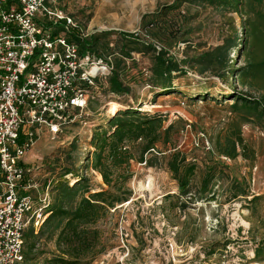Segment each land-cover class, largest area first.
Here are the masks:
<instances>
[{
	"label": "rangeland",
	"instance_id": "1",
	"mask_svg": "<svg viewBox=\"0 0 264 264\" xmlns=\"http://www.w3.org/2000/svg\"><path fill=\"white\" fill-rule=\"evenodd\" d=\"M240 1L241 12L205 0H55L84 31L100 37L98 47L114 48L118 32H135L139 43L163 48L185 69L163 90L150 78L156 51L133 50L132 58L117 66L128 94L95 91L81 121L56 140L40 135L25 156L39 190L50 181L53 204L61 181L80 182L88 189L85 196L111 190L122 198L90 225L99 231L98 245L78 264H264V114L234 106L231 96L234 89L255 99L264 94V0ZM172 2L180 4L173 15L180 30L172 31L173 37L151 34L145 22ZM222 44L228 63L200 72L194 57ZM118 57L111 56L113 64ZM230 66L245 68L230 75ZM113 101L122 107H112ZM144 104L148 108L142 110ZM263 105L261 99L259 108ZM134 107L159 115L162 128L169 127V141L145 154L146 163L139 160L140 141L127 143L132 159L113 175L115 190L92 167L93 136L108 130L107 119L118 109ZM231 144L238 152L233 159L220 152ZM174 150L195 166L183 192L168 167ZM77 175L84 179L77 182ZM82 190L63 205L73 208ZM52 232V222L43 225L35 256L20 264H42L59 255L58 230Z\"/></svg>",
	"mask_w": 264,
	"mask_h": 264
},
{
	"label": "built area",
	"instance_id": "2",
	"mask_svg": "<svg viewBox=\"0 0 264 264\" xmlns=\"http://www.w3.org/2000/svg\"><path fill=\"white\" fill-rule=\"evenodd\" d=\"M72 30L91 33L55 0H0V264L23 261L26 227L50 213V181L40 191L25 156L40 135L56 140L81 121L113 69L110 57L81 53Z\"/></svg>",
	"mask_w": 264,
	"mask_h": 264
},
{
	"label": "trees",
	"instance_id": "3",
	"mask_svg": "<svg viewBox=\"0 0 264 264\" xmlns=\"http://www.w3.org/2000/svg\"><path fill=\"white\" fill-rule=\"evenodd\" d=\"M209 5L217 7H228L233 11H239V6L242 4L240 0H205ZM259 1V0H258ZM178 3L172 2L164 5L155 11L153 19L145 22V27L149 29L151 34L160 33L164 36L173 37L174 32L180 30L179 20L173 17L176 9L179 8ZM171 14V16H170ZM170 16V17H169ZM179 17V15H178ZM59 29L61 26L58 27ZM110 33L109 31L103 32L104 35ZM68 40L74 41L78 44L80 52L90 51L96 56L110 57L119 56L116 63L113 64V69L107 78V86L104 90L107 93L116 95L128 94L129 87L126 86L120 79L118 72V65L123 58H132L131 52L133 50H153L156 51L154 55L153 66L151 67V81L154 85H161L163 90H169L172 86V80L176 73H185V69L181 64L173 58L166 56V51L163 48L156 50V47L151 43H139L140 37L138 33L120 31L115 38L114 48H100L98 42L100 37L95 33H90L86 37H81L74 30L66 33ZM136 44L131 47V44ZM244 44V43H243ZM138 45H141L139 47ZM235 45V44H234ZM101 49H110L108 55H104ZM224 44L218 45L210 51H205L198 56L194 57V63L201 66L200 72L207 70L211 64L226 65L229 59H225ZM113 63V62H112ZM245 67L233 69L228 67V74L232 75L235 71L238 75L243 73ZM245 73V72H244ZM243 83V81H241ZM233 90L234 98L233 105L236 106L240 103L254 112L264 114L263 109H260L261 99L264 100V94L258 98H251L250 96ZM160 94H165L160 93ZM108 130L101 133H94V151L92 152V167L96 169L103 182L110 188L117 189V181L113 179V175L117 170L128 165L129 160L132 159L130 151L127 148V143L137 142L141 147L139 156L140 161H144V155L156 150L157 144L162 142L166 144L168 139V129L162 128V120L159 115L149 114L140 111L139 107L127 108L124 110H117L107 119ZM153 149V150H151ZM220 152L228 158H235L238 152L234 144L225 145L220 148ZM147 162V160H145ZM185 156L178 150L170 153L168 161L169 170L172 172L173 177L178 180V187L180 191H185L190 177L194 172L193 163H184ZM120 176V175H119ZM78 181L84 178L78 176ZM126 179V178H125ZM57 202L51 203L49 214L44 220L43 225L53 223V232L57 231L55 235L56 245L62 247L59 255H53L42 264H78L87 256L93 254L95 247L98 245L99 231L91 227L100 217H102L108 208H113L114 203L122 200L121 197L111 192V190L94 191L85 196L83 193L88 192L87 187L79 183L68 186L66 181L57 183ZM82 190V196L79 198L77 204L73 208H67L63 205L65 199H71L76 195V191ZM52 185L50 183V192ZM243 192V191H242ZM241 194V193H240ZM41 227L37 230L39 231ZM34 228L29 225L24 231L23 241V261L29 262L35 256L36 244L38 240V233ZM52 232V233H53ZM259 251L256 250L255 255ZM20 262V263H22ZM18 263V264H20Z\"/></svg>",
	"mask_w": 264,
	"mask_h": 264
},
{
	"label": "bare ground",
	"instance_id": "4",
	"mask_svg": "<svg viewBox=\"0 0 264 264\" xmlns=\"http://www.w3.org/2000/svg\"><path fill=\"white\" fill-rule=\"evenodd\" d=\"M112 107H122V105L120 104V103H117V102H115V101H113L111 104H110ZM145 108H148V106L147 105H145L144 104V106H143V108H142V110H145ZM112 110V109H111ZM149 179V181H148V186H150L149 184H150V178H148ZM76 181V180H75Z\"/></svg>",
	"mask_w": 264,
	"mask_h": 264
}]
</instances>
